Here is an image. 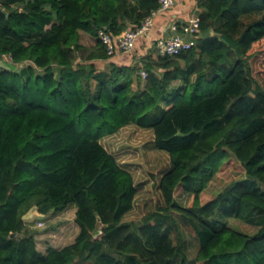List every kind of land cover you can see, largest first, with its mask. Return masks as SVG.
Returning a JSON list of instances; mask_svg holds the SVG:
<instances>
[{"label":"trees","instance_id":"trees-1","mask_svg":"<svg viewBox=\"0 0 264 264\" xmlns=\"http://www.w3.org/2000/svg\"><path fill=\"white\" fill-rule=\"evenodd\" d=\"M196 2L194 48L126 60L107 55L99 31L139 28L160 0H0V61L22 66L0 68V264H190L164 228L181 219L197 263L264 264V0ZM81 33L97 39L86 55ZM129 127L153 131L170 162L140 223L126 221L135 176L103 144ZM232 159L245 178L203 203ZM70 205L74 242L41 253L24 217Z\"/></svg>","mask_w":264,"mask_h":264},{"label":"rangeland","instance_id":"rangeland-1","mask_svg":"<svg viewBox=\"0 0 264 264\" xmlns=\"http://www.w3.org/2000/svg\"><path fill=\"white\" fill-rule=\"evenodd\" d=\"M262 74V72L254 73V76L261 83H263ZM153 136V131L129 127L103 142L105 147L117 157L120 163L128 165L140 189L134 209L126 217V221L140 223L146 214L161 202L157 185L161 173L169 167L170 162L167 155L152 147ZM244 178L245 172L241 164L233 159L228 161L219 176L214 179L203 193L202 202H209L228 185ZM176 200L183 206L187 205L188 195L183 192L182 188L178 189ZM74 207V205H70L61 213H49L47 215L40 214L38 211L35 212V209L24 217L25 224L29 232L35 236L37 248L41 253L46 254L49 249L54 247L55 249H62L74 242L79 231V227L75 222ZM225 224L238 232L248 235H254L259 232L258 228L236 219H227ZM164 225L175 245H180L184 250L185 255L191 262L190 264H199L195 261L199 242L194 231L189 228V225H186L184 219H181L177 227L172 226L171 221H166Z\"/></svg>","mask_w":264,"mask_h":264},{"label":"built area","instance_id":"built-area-1","mask_svg":"<svg viewBox=\"0 0 264 264\" xmlns=\"http://www.w3.org/2000/svg\"><path fill=\"white\" fill-rule=\"evenodd\" d=\"M160 2L162 4L161 9L148 17L137 29L125 30L115 38L107 30L99 31V38L105 45L108 56L114 57L134 52L137 40L140 37L148 36L150 33L154 17L174 5V0H160ZM171 32L172 35L159 40L155 46L157 53L162 57L178 56L194 48L200 37V19L198 16H193L182 25L173 24Z\"/></svg>","mask_w":264,"mask_h":264},{"label":"crops","instance_id":"crops-1","mask_svg":"<svg viewBox=\"0 0 264 264\" xmlns=\"http://www.w3.org/2000/svg\"><path fill=\"white\" fill-rule=\"evenodd\" d=\"M200 12L201 10L198 9L196 0H174V5L171 8L157 14L154 17L153 27L150 33L148 34L146 39L137 40L133 53L138 58H141L146 56L147 54L155 52L156 51L155 46L157 42L161 39L167 38L168 36L172 35L171 26L173 24L182 25L193 16L199 17ZM80 36H81L80 42L86 48L84 52V54L86 55L96 47L97 39L92 38L91 36L85 33H81ZM116 57L127 60L128 54H120L117 55ZM107 139H111V138H106L103 140V142ZM73 211H74V217H76L75 207ZM35 212H37V210Z\"/></svg>","mask_w":264,"mask_h":264},{"label":"water","instance_id":"water-1","mask_svg":"<svg viewBox=\"0 0 264 264\" xmlns=\"http://www.w3.org/2000/svg\"><path fill=\"white\" fill-rule=\"evenodd\" d=\"M0 68L16 72L20 70L21 66H15L13 64H10L7 60L4 59L0 61Z\"/></svg>","mask_w":264,"mask_h":264}]
</instances>
